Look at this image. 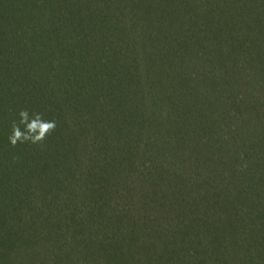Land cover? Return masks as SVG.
I'll use <instances>...</instances> for the list:
<instances>
[{"label": "trees", "instance_id": "obj_1", "mask_svg": "<svg viewBox=\"0 0 264 264\" xmlns=\"http://www.w3.org/2000/svg\"><path fill=\"white\" fill-rule=\"evenodd\" d=\"M0 264H264V0H0Z\"/></svg>", "mask_w": 264, "mask_h": 264}, {"label": "clouds", "instance_id": "obj_2", "mask_svg": "<svg viewBox=\"0 0 264 264\" xmlns=\"http://www.w3.org/2000/svg\"><path fill=\"white\" fill-rule=\"evenodd\" d=\"M17 113L19 120L13 119L9 123L7 142L11 146H16L18 143H41L46 134H50L57 126L56 120L47 119L41 113L27 107L19 108ZM37 128L38 132L33 131Z\"/></svg>", "mask_w": 264, "mask_h": 264}]
</instances>
